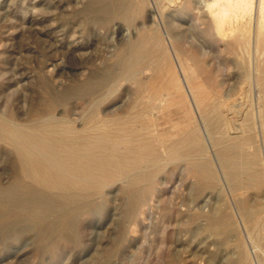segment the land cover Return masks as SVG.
I'll return each instance as SVG.
<instances>
[{
    "label": "bare ground",
    "instance_id": "bare-ground-1",
    "mask_svg": "<svg viewBox=\"0 0 264 264\" xmlns=\"http://www.w3.org/2000/svg\"><path fill=\"white\" fill-rule=\"evenodd\" d=\"M237 2L243 21L256 12L258 31L238 34L236 25V35L224 41L194 23L192 8L199 0H92L82 5L85 23L111 35L114 47L86 72L64 58L50 62V75L66 73L81 80L50 92L44 110L20 119L0 108V143L11 151L6 162L15 170L10 183L0 187L3 237L32 228L46 239L77 207L118 184L133 213L148 203L159 174L171 163L185 164L197 181L195 209H207L219 182L234 191L253 189L264 198V0ZM48 8L53 16L62 7L53 2ZM70 29L57 41L64 44ZM81 33H73L68 50L87 57L77 41ZM246 46V57L236 54ZM213 52L235 71L215 67ZM230 73L239 75L241 85L226 88ZM237 96L251 101L236 113L226 101ZM72 100L83 101L85 109L67 113ZM61 106L65 109L57 114ZM178 112L185 118L175 129L161 124ZM235 207L236 217L248 226L259 218L252 206L237 202ZM208 216L207 231L231 232L233 215L210 209ZM249 239L264 247V229L251 228Z\"/></svg>",
    "mask_w": 264,
    "mask_h": 264
},
{
    "label": "rangeland",
    "instance_id": "rangeland-1",
    "mask_svg": "<svg viewBox=\"0 0 264 264\" xmlns=\"http://www.w3.org/2000/svg\"><path fill=\"white\" fill-rule=\"evenodd\" d=\"M90 1L0 0L1 110L20 119L37 109L44 110L50 92L64 90L81 80L80 76L66 73L50 75L47 72L50 62L59 63L64 58L72 68L81 67L86 72L114 47L111 35L85 23L86 17L80 12L82 5ZM53 2L62 8L50 16L52 10L48 7ZM257 16L255 12L253 19L248 17L238 24V34L254 35L258 31ZM64 29H70L71 33L61 44L57 37ZM75 31L83 32L77 41L87 57L69 53ZM249 51V46L237 48L236 54L246 57ZM213 54L215 67L235 71L216 52ZM239 81L242 83L238 74L230 73L226 88L241 85ZM250 101L247 96H237L228 98L226 103L237 113L245 111ZM85 107L83 101L72 100L67 113ZM64 109L65 106L58 107L57 114ZM184 118L182 113H174L161 124L175 129ZM181 127L178 132L183 131ZM10 156L11 151L0 143V187L10 183L15 171L7 163ZM185 169L183 163H171L159 174L148 203L138 206L133 213L127 203L129 196L123 193V185L118 184L108 188L106 195L92 196L88 204L77 207L74 215L59 222L61 230L46 239H41L32 228L9 239L0 233V264H264V256L254 252L256 246L249 239L251 228L264 229V198L253 189L234 191L227 183L219 182L207 209H195L199 195L197 181ZM237 202L252 206L259 218L249 226L243 223L236 217ZM210 209L233 215L231 232L213 234L206 230ZM62 226H66V231L63 232Z\"/></svg>",
    "mask_w": 264,
    "mask_h": 264
},
{
    "label": "clouds",
    "instance_id": "clouds-1",
    "mask_svg": "<svg viewBox=\"0 0 264 264\" xmlns=\"http://www.w3.org/2000/svg\"><path fill=\"white\" fill-rule=\"evenodd\" d=\"M241 5L237 0H199V4L192 8L196 17L194 23L201 31H210L218 40L233 38L235 27L243 21L240 11ZM254 252L264 256V247L257 246Z\"/></svg>",
    "mask_w": 264,
    "mask_h": 264
}]
</instances>
